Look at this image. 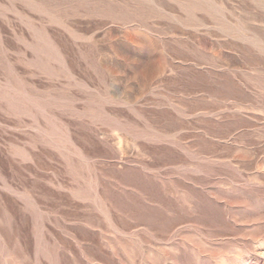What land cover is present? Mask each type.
I'll use <instances>...</instances> for the list:
<instances>
[{"label": "rangeland", "instance_id": "obj_1", "mask_svg": "<svg viewBox=\"0 0 264 264\" xmlns=\"http://www.w3.org/2000/svg\"><path fill=\"white\" fill-rule=\"evenodd\" d=\"M0 264H264V0H0Z\"/></svg>", "mask_w": 264, "mask_h": 264}]
</instances>
